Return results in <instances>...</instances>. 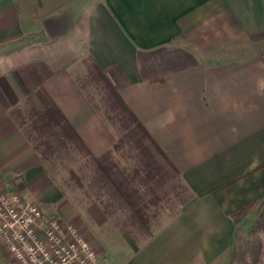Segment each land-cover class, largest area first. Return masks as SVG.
Returning <instances> with one entry per match:
<instances>
[{
  "label": "crops",
  "instance_id": "crops-1",
  "mask_svg": "<svg viewBox=\"0 0 264 264\" xmlns=\"http://www.w3.org/2000/svg\"><path fill=\"white\" fill-rule=\"evenodd\" d=\"M64 10L70 29L49 36ZM92 63L192 195L126 263L230 264V214L264 199V0H0V176L47 216L69 218L63 190L12 112L43 91L92 155L110 150L79 82L102 94Z\"/></svg>",
  "mask_w": 264,
  "mask_h": 264
},
{
  "label": "rangeland",
  "instance_id": "rangeland-1",
  "mask_svg": "<svg viewBox=\"0 0 264 264\" xmlns=\"http://www.w3.org/2000/svg\"><path fill=\"white\" fill-rule=\"evenodd\" d=\"M79 82L95 108L107 122L110 121L109 125L116 136L115 142L122 137L123 150L115 156L119 166L150 171L148 175L143 171L140 174L144 182L141 192L147 205L146 214L139 219L133 211L120 204L117 209L106 207L105 213L100 204L90 201L91 198L87 199L85 195L90 192L84 178L88 175V169L83 166L85 162L81 160L80 148L68 143L65 147H58L55 157L45 165L63 190L67 205L62 209L68 211L70 216L67 219L61 215L51 217L74 224L89 243L106 256L110 264H127L130 250L150 238L159 227L174 217L181 203L188 199L190 191L158 155H148L146 152L137 155V151L133 150L138 149L136 136H122L121 123L115 120L107 99L99 93V87L91 85L87 79H80ZM26 107L29 108L23 103L21 108L24 111ZM107 116L111 119L107 120ZM144 146L146 148L142 149H152L146 142ZM247 215L237 225L232 250L235 256L230 264H264V234L261 231L250 233L254 220L251 221ZM0 264H8V260L5 262L1 255Z\"/></svg>",
  "mask_w": 264,
  "mask_h": 264
},
{
  "label": "trees",
  "instance_id": "trees-1",
  "mask_svg": "<svg viewBox=\"0 0 264 264\" xmlns=\"http://www.w3.org/2000/svg\"><path fill=\"white\" fill-rule=\"evenodd\" d=\"M92 66L98 76L102 78V96L107 99L108 108L115 114V120L121 123L122 136H136L138 149L133 150L137 151V155H141L143 152H146L148 155L151 153L152 155L153 153L158 155L166 167L181 181L179 172L168 157L123 102L106 77L99 71L95 64L92 63ZM37 94L41 101L42 109H39L30 99H27L25 106L27 105L29 108L27 109L26 107L24 111L17 109L12 114L42 161L48 164L55 157L56 152L59 150L58 147H65L68 143L77 145L80 148L78 151L81 152V160L84 159L85 162L83 166L88 169V175L84 178L90 192L85 195L87 199L91 198L90 201L97 202L104 210L106 207L117 209L119 204L123 205L129 211H133L137 218L142 219L143 215L146 214L147 205L143 200L141 192V188L144 187V182L140 179V174L143 171L148 175L150 171L147 169L142 170L139 167L129 169L119 166L115 156L123 150L122 137L117 139L110 150L99 156L92 155L47 95L43 91H38ZM109 118L107 116V120ZM108 122L110 124V121ZM145 142L152 149H142V147L146 148L144 146ZM184 191L188 190L184 189ZM188 196V199L186 198L181 203V208L176 214L181 212L191 200V193ZM256 207V217L251 226L250 233L261 231L264 234V199L259 203H249L233 211L230 214V218L233 223L237 224ZM140 222L142 223L144 221ZM234 256L235 251L231 253L230 262Z\"/></svg>",
  "mask_w": 264,
  "mask_h": 264
},
{
  "label": "built area",
  "instance_id": "built-area-1",
  "mask_svg": "<svg viewBox=\"0 0 264 264\" xmlns=\"http://www.w3.org/2000/svg\"><path fill=\"white\" fill-rule=\"evenodd\" d=\"M0 246L8 264H110L74 224L47 216L1 176Z\"/></svg>",
  "mask_w": 264,
  "mask_h": 264
},
{
  "label": "water",
  "instance_id": "water-1",
  "mask_svg": "<svg viewBox=\"0 0 264 264\" xmlns=\"http://www.w3.org/2000/svg\"><path fill=\"white\" fill-rule=\"evenodd\" d=\"M73 12L64 10L60 14L48 17L44 20V26L51 37L65 34L71 27Z\"/></svg>",
  "mask_w": 264,
  "mask_h": 264
}]
</instances>
